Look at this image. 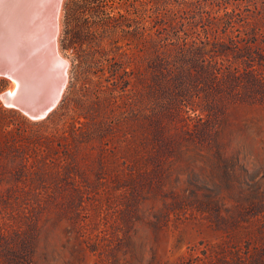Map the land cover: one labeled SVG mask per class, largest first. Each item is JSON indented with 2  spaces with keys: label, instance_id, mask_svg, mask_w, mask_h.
I'll return each mask as SVG.
<instances>
[{
  "label": "rangeland",
  "instance_id": "374dc122",
  "mask_svg": "<svg viewBox=\"0 0 264 264\" xmlns=\"http://www.w3.org/2000/svg\"><path fill=\"white\" fill-rule=\"evenodd\" d=\"M61 10L52 111L0 74V264H264V0Z\"/></svg>",
  "mask_w": 264,
  "mask_h": 264
},
{
  "label": "bare ground",
  "instance_id": "6f19581e",
  "mask_svg": "<svg viewBox=\"0 0 264 264\" xmlns=\"http://www.w3.org/2000/svg\"><path fill=\"white\" fill-rule=\"evenodd\" d=\"M62 1L4 0L0 4V63L4 65L0 74L14 83L3 97L6 104L33 118L52 111L67 80V62L57 50Z\"/></svg>",
  "mask_w": 264,
  "mask_h": 264
},
{
  "label": "snow or ice",
  "instance_id": "6c2138e0",
  "mask_svg": "<svg viewBox=\"0 0 264 264\" xmlns=\"http://www.w3.org/2000/svg\"><path fill=\"white\" fill-rule=\"evenodd\" d=\"M4 3V0H0V4H3Z\"/></svg>",
  "mask_w": 264,
  "mask_h": 264
},
{
  "label": "water",
  "instance_id": "95a60500",
  "mask_svg": "<svg viewBox=\"0 0 264 264\" xmlns=\"http://www.w3.org/2000/svg\"><path fill=\"white\" fill-rule=\"evenodd\" d=\"M4 66L2 63H0V67Z\"/></svg>",
  "mask_w": 264,
  "mask_h": 264
}]
</instances>
